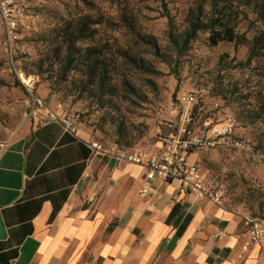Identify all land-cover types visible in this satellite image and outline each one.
<instances>
[{"label":"rangeland","instance_id":"rangeland-1","mask_svg":"<svg viewBox=\"0 0 264 264\" xmlns=\"http://www.w3.org/2000/svg\"><path fill=\"white\" fill-rule=\"evenodd\" d=\"M10 2L18 39L8 52L0 17V142L32 120L38 95L47 107L73 114L81 134L155 149L158 126L173 117L175 94L201 90L202 119L231 114L242 146L198 148L191 158L223 186L228 210L264 218V110L255 106L264 98V66L261 59L248 63L245 44L210 45L207 33L199 32L185 47L175 46L166 14L174 32L183 30L193 0ZM85 17L97 23L79 32ZM259 28L246 9L238 32L249 39ZM75 37L67 70L66 44ZM87 49L92 55L78 60ZM214 101L218 109H211Z\"/></svg>","mask_w":264,"mask_h":264},{"label":"crops","instance_id":"crops-1","mask_svg":"<svg viewBox=\"0 0 264 264\" xmlns=\"http://www.w3.org/2000/svg\"><path fill=\"white\" fill-rule=\"evenodd\" d=\"M41 121L0 142V264H264L257 246L238 257L240 212L192 193L169 203L168 184L142 196L139 166Z\"/></svg>","mask_w":264,"mask_h":264},{"label":"built area","instance_id":"built-area-1","mask_svg":"<svg viewBox=\"0 0 264 264\" xmlns=\"http://www.w3.org/2000/svg\"><path fill=\"white\" fill-rule=\"evenodd\" d=\"M10 4V0H0L6 50L12 53L18 35L16 17L12 14ZM203 93L201 90L191 89L175 94L172 103L173 117L158 126L156 133L159 146L155 149L140 146L124 149L94 138H89L86 145L96 155L139 166L142 169L139 189L142 196L159 195L158 183L173 185L169 203L181 201L192 193L197 199L220 206L221 213L226 214L228 209L223 205V186L209 178L189 156L198 148H239L242 142L236 134L235 118L231 114L218 112L214 117L216 122H213L211 116L202 119L200 113L206 105V98L203 97L206 93ZM32 101V115L41 112L42 125L57 122L66 132L78 135L79 129L73 114L47 107L38 95L33 96ZM218 108L219 103L214 101L211 109ZM153 204L150 202V205ZM240 217L245 228V239L240 244L238 257L242 258L251 246H257L264 253V219L249 213H241Z\"/></svg>","mask_w":264,"mask_h":264},{"label":"trees","instance_id":"trees-1","mask_svg":"<svg viewBox=\"0 0 264 264\" xmlns=\"http://www.w3.org/2000/svg\"><path fill=\"white\" fill-rule=\"evenodd\" d=\"M246 9L254 13L256 20L261 23V28L249 39L245 37L244 33H239L237 30L238 24L246 18ZM166 15L169 26L168 35L175 46L185 47L199 32H205L210 45H216L219 42H233L235 45L245 44L248 48V63L261 59L264 66V0H193V4L185 15V27L179 32L173 31L174 20L169 14ZM90 22L91 24L97 23L96 20H90L88 17L83 18V21L80 20L79 32L83 31V28ZM79 37L70 39L66 44L65 66L67 70L73 67L70 59V55L73 53L71 45ZM90 55L92 53H90V49H87L78 60H85ZM255 106L259 108V111H263L264 98L256 99ZM119 148L131 147L121 146Z\"/></svg>","mask_w":264,"mask_h":264},{"label":"water","instance_id":"water-1","mask_svg":"<svg viewBox=\"0 0 264 264\" xmlns=\"http://www.w3.org/2000/svg\"><path fill=\"white\" fill-rule=\"evenodd\" d=\"M4 235H5L4 227H3L2 222L0 220V237H4Z\"/></svg>","mask_w":264,"mask_h":264}]
</instances>
